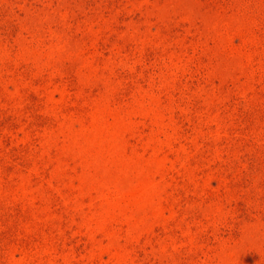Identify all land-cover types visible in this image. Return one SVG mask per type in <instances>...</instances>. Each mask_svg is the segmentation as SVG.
Wrapping results in <instances>:
<instances>
[{
  "label": "rangeland",
  "instance_id": "374dc122",
  "mask_svg": "<svg viewBox=\"0 0 264 264\" xmlns=\"http://www.w3.org/2000/svg\"><path fill=\"white\" fill-rule=\"evenodd\" d=\"M0 264H264V0H0Z\"/></svg>",
  "mask_w": 264,
  "mask_h": 264
}]
</instances>
